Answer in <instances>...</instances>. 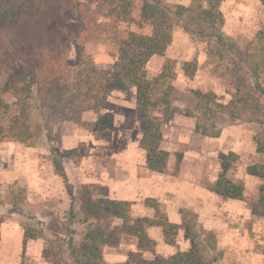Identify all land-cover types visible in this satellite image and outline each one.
Returning <instances> with one entry per match:
<instances>
[{
    "label": "trees",
    "instance_id": "obj_1",
    "mask_svg": "<svg viewBox=\"0 0 264 264\" xmlns=\"http://www.w3.org/2000/svg\"><path fill=\"white\" fill-rule=\"evenodd\" d=\"M170 1L143 0L142 18L138 24L152 26L153 32L149 36L118 28L121 22L133 21L132 0H98L95 5L80 0H0V72L6 77L5 89L14 98L16 109L7 127H0V140L9 138L29 147L41 142L50 145L64 122H74L97 140L109 139L114 117L112 113L102 111L100 101L110 91L136 88L143 133L140 146L147 151V162L152 170L163 172L169 158V153L160 149L162 124L151 114V108L159 104L195 118L197 132L213 138L220 137L226 127L236 126L239 122L257 126L253 140L257 152L264 154V86L259 80L256 79L251 91L242 94L237 91L227 103L216 93L182 90L173 84L163 92L160 103L154 99L153 83L165 77L171 61L154 79L150 78L147 65L154 56L166 54L176 26L183 28L193 41L215 40L220 46L228 47L222 34L221 5L225 0H190L187 5ZM260 2L264 7V0ZM108 33L115 40L118 55L113 67L103 70L98 68L95 56L85 51V44ZM260 57L252 63L246 61L255 74L264 70V47ZM190 67L191 63H187L184 71L192 78L194 69ZM85 112H93L96 120L84 121ZM50 152L53 154L54 150ZM229 157L236 159L238 155L233 152L221 154L222 173L213 191L225 198L242 199L243 184L234 183L227 177L231 167ZM52 162L72 198L70 218L75 224L84 226L83 230H73L69 234L71 264H97L100 260V245L107 241L105 231L98 225L102 213L122 219L117 230L138 238L141 250L155 251L156 242L146 233V228L153 225L163 227L168 244H176L178 226L163 217L159 221L132 220L131 203L109 199L107 193L97 200H83L77 208L60 161L54 158ZM246 173L264 180V163L247 166ZM94 187L83 185L81 191L93 196L95 193L89 188ZM259 192L260 198L253 212L263 211L260 215L264 217V184ZM182 213L186 238L192 241L191 249L137 264L221 262L222 252L216 233L205 229L198 222L196 213L190 210ZM24 230L23 255L28 240L37 239L36 235ZM78 235L80 241L76 240Z\"/></svg>",
    "mask_w": 264,
    "mask_h": 264
},
{
    "label": "rangeland",
    "instance_id": "obj_2",
    "mask_svg": "<svg viewBox=\"0 0 264 264\" xmlns=\"http://www.w3.org/2000/svg\"><path fill=\"white\" fill-rule=\"evenodd\" d=\"M80 1L92 2L95 5L98 0ZM188 1L173 0L171 3L187 4ZM221 11L224 16L222 34L228 47L220 46L215 40L211 42L192 41L183 30L176 29L177 33L175 32L173 45L169 49L167 57L163 60L157 57L147 67L150 78L154 79L156 75L164 71L166 63L171 61V68L165 71V77L153 83V97L159 103L163 92L171 84L182 90L195 89L205 93H216L224 103L229 102L237 91L241 94L251 91L250 89L256 85V79L264 86V70L255 74L252 66L246 63V61L252 63V61L260 60L261 49L264 47V7L262 3L260 0H225L221 5ZM114 42L110 33L104 34L93 42L86 43L85 51L90 55L110 54L113 56L116 49ZM242 48L245 50H241ZM100 61L98 68L108 69L105 67L109 65L110 60L103 56ZM187 63H191L190 68L194 69L192 78L184 76V68ZM5 84L6 77L0 72V127L2 128L7 127L9 118L16 110L13 105L14 98L5 89ZM151 114L162 124L161 130L164 139H192V143L195 142L193 139H227L226 147H234L231 139H244L245 144L249 139L250 143L249 145L247 143L246 146H250V148L246 150L245 154L238 155L236 159L229 157L231 167L227 172V177L232 182L235 181L234 183H241L245 188L248 187L247 198L250 200L251 207H256L260 198L259 189L264 184V180L247 178L246 168L249 165L264 163V154H256V145L253 141L258 130L257 126L248 122H239L236 126L226 127L220 137L213 138L197 132L195 118L178 112L173 107L166 108L163 104H159L151 108ZM66 123L68 122H64L59 127L53 144L50 145L41 142L29 147L9 138L0 140V229L2 224L7 227L15 225L23 232L26 229L29 234L36 235L37 239L34 240L38 243L37 247L43 250V256L50 264H71L69 234L73 230L84 229V226L75 224L70 218L72 198L68 193L64 179L54 167L53 159L57 158L63 167L68 180L67 185L70 186L76 198L77 208L83 200H97L103 193H107L104 186L89 188L90 192L95 193L93 196L81 191L83 185L86 184L81 183L80 178L75 174L73 165L69 164V159H67L71 157L77 164L81 160V156L77 149L65 152L61 147V127ZM226 131L230 132L226 133ZM82 141L83 139H80V145ZM214 146V142H203V150L212 152V154L198 160L201 165L198 169H202V175L204 179H207V183H210L209 177L213 175L214 178L217 174L216 162L219 167L218 175L222 173V170L220 172L222 152L217 157L214 154ZM191 148H194V144ZM52 149L54 150L53 154L50 152ZM182 156V153H177L173 158L171 156L168 158L167 165L173 163L172 171L175 173L180 168ZM257 212L259 215L256 214V216L263 218L260 215L263 211ZM100 218L102 219H98V225H101L106 233L104 236L107 240L106 243L116 244L117 241H126L130 244L134 242L132 237L124 236L117 230L119 221L104 216L103 213ZM260 218L257 219L255 225L251 222L250 230L252 232L255 229L253 238L255 235L258 236L255 238V243L263 242L258 246L259 248L257 247V250L264 253V224ZM80 239L79 235L76 236L77 241ZM223 240V237H217V242H223ZM30 241L32 240H28L27 246ZM219 247L221 249L219 250L222 251V259L219 264L241 263L242 250L224 248L220 244ZM27 257L26 255V258H22L21 264H26ZM131 260L143 262L139 254L132 256ZM97 264L105 263L98 261ZM119 264L125 263L119 262Z\"/></svg>",
    "mask_w": 264,
    "mask_h": 264
},
{
    "label": "crops",
    "instance_id": "obj_3",
    "mask_svg": "<svg viewBox=\"0 0 264 264\" xmlns=\"http://www.w3.org/2000/svg\"><path fill=\"white\" fill-rule=\"evenodd\" d=\"M189 3L190 0L187 4ZM143 4V0H132L133 21L119 23L120 30L152 35L153 28L150 24H138L142 18ZM176 29L183 30L180 26L174 28L172 42L167 48L166 54L154 56L147 67L157 57L162 60L167 57L177 33ZM183 32L188 36L184 30ZM188 37L190 38V36ZM114 45L116 49L113 56L94 54L97 63H100L104 56L110 60L109 65L105 68L113 67L118 55L115 42ZM100 105L103 112H110L114 117V128L109 139L97 140L92 133L82 130L79 125L72 122L61 127L62 149L65 152L77 149L81 156V160L77 164L71 157L67 158L69 164L73 165L75 174L80 178L82 184L104 186L107 190V198L131 203L132 220L149 218L159 221L163 217L168 223L179 227L176 244L173 245L166 242L162 226H148L146 233L151 240L156 242L154 252L141 250L138 238L122 232L124 236L132 237L134 242L129 244L126 241H117L116 244H101L100 262L137 264L138 262L131 260L132 256L137 254L142 261H152L156 256L167 258L178 251H189L192 241L186 238L182 211L190 210L197 214L198 222L205 229L214 231L218 238H224L223 242L218 241L219 249L220 244L224 248L242 250L240 264H264V253L257 250V247L263 242L255 243V238L258 236L255 235L253 238L255 229L252 232L250 230L251 222L255 225L260 217L253 212L250 200L247 198L248 187L245 188L243 185L242 199L225 198L213 191V185L216 184L220 176L218 175L217 162L215 166L217 174L214 178L213 175L209 177L210 183L204 179L202 169H198L201 167L198 160L212 154V152L203 150V142H214V154L217 157L220 152L222 154L233 152L242 156L250 148V146H246L247 143L248 145L250 143L249 139L246 144L244 139H231L234 147H226L227 139H193L195 142L192 143V139H164L162 134L160 149L168 152L172 158L177 153H182L183 156L180 168L176 173L172 171L173 163H168L163 172H158L149 167L147 151L140 146L143 133L137 89L110 91L102 98ZM83 120L93 122L96 120V115L93 112H85ZM229 132L226 131V133ZM80 139H83L81 145ZM192 144H194L193 149L191 148ZM256 154L260 155L261 153H258L256 149ZM221 170L222 166H220V172ZM246 176L249 179L257 178L248 174ZM260 219L264 224V217ZM116 220L120 222L119 226L123 222L122 219L116 218ZM2 225L0 229V264H21L22 258H26V255L28 256L26 264H50L45 260L43 250L37 247L38 243L34 239L28 243L23 255L25 232L15 225L10 227Z\"/></svg>",
    "mask_w": 264,
    "mask_h": 264
}]
</instances>
